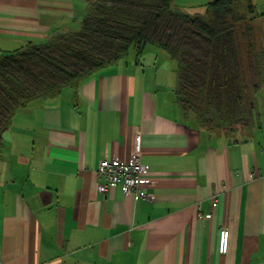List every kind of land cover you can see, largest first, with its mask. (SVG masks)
Listing matches in <instances>:
<instances>
[{
    "label": "crops",
    "instance_id": "obj_1",
    "mask_svg": "<svg viewBox=\"0 0 264 264\" xmlns=\"http://www.w3.org/2000/svg\"><path fill=\"white\" fill-rule=\"evenodd\" d=\"M209 1L173 2L203 13ZM86 3L0 0V55L77 29ZM127 57L13 114L0 149L2 264H264V80L252 124L230 138L181 115L165 51ZM135 154L149 197L99 191V161Z\"/></svg>",
    "mask_w": 264,
    "mask_h": 264
},
{
    "label": "trees",
    "instance_id": "obj_2",
    "mask_svg": "<svg viewBox=\"0 0 264 264\" xmlns=\"http://www.w3.org/2000/svg\"><path fill=\"white\" fill-rule=\"evenodd\" d=\"M173 1L87 0L77 29L0 55V149L19 108L55 97L130 49L139 57L146 45L173 59L184 118L193 114L199 126L228 134L247 129L264 80V46L248 21L250 14L255 18L253 0H210L203 13L179 10Z\"/></svg>",
    "mask_w": 264,
    "mask_h": 264
},
{
    "label": "built area",
    "instance_id": "obj_3",
    "mask_svg": "<svg viewBox=\"0 0 264 264\" xmlns=\"http://www.w3.org/2000/svg\"><path fill=\"white\" fill-rule=\"evenodd\" d=\"M148 165L142 162L139 155L126 159L115 156L102 158L96 170L98 189L107 192L120 185L123 193H132L134 198L147 199L146 188L151 178L148 175ZM214 205H216L214 203ZM229 245V230L221 226L217 233V251L225 253ZM0 264H2L0 260Z\"/></svg>",
    "mask_w": 264,
    "mask_h": 264
},
{
    "label": "rangeland",
    "instance_id": "obj_4",
    "mask_svg": "<svg viewBox=\"0 0 264 264\" xmlns=\"http://www.w3.org/2000/svg\"><path fill=\"white\" fill-rule=\"evenodd\" d=\"M244 5H245L244 2L241 1L240 4H239V6L237 7V11H239V12L242 11V8L244 7ZM256 9L259 10V11L264 10V1L263 0H259L258 1V5H257ZM251 17H252V14H250L248 16V21H249L250 24H252L254 26V24H253L254 22L251 19ZM240 24L243 25L244 23L240 22ZM254 37H255V40L257 41V43L259 44V42H260L259 41L260 40V36H259L256 28L254 30ZM132 55H134V52H133V50L130 49L129 52H128V54H127V56L130 57ZM228 135H229L230 138H235L236 137V134L234 132H232L231 134H228Z\"/></svg>",
    "mask_w": 264,
    "mask_h": 264
}]
</instances>
